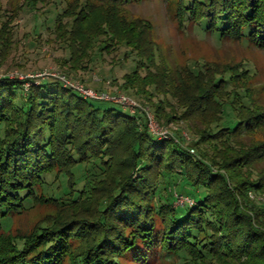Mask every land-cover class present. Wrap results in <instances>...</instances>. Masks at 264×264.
I'll use <instances>...</instances> for the list:
<instances>
[{"label":"trees","instance_id":"trees-1","mask_svg":"<svg viewBox=\"0 0 264 264\" xmlns=\"http://www.w3.org/2000/svg\"><path fill=\"white\" fill-rule=\"evenodd\" d=\"M99 1L114 13L67 5L57 16L73 52L69 69L84 68L97 43L101 52L126 45L136 69L122 88L149 103L163 95L152 103L158 119L202 122L193 126L200 155L152 135L142 114L103 110L58 78L0 77V229L38 198L73 206L97 196L93 218L69 214L24 236L0 234V264H123L158 252L183 264H264V202L249 198L264 194V140H239L264 131V107L240 79L248 74L231 66L186 78L159 61L152 25L120 17L144 0ZM178 12L184 24L264 50V0H179ZM231 110L235 123L225 120ZM53 174L67 189L39 197ZM177 195L193 204L178 205Z\"/></svg>","mask_w":264,"mask_h":264},{"label":"rangeland","instance_id":"rangeland-1","mask_svg":"<svg viewBox=\"0 0 264 264\" xmlns=\"http://www.w3.org/2000/svg\"><path fill=\"white\" fill-rule=\"evenodd\" d=\"M29 1L0 0V53L9 49L7 53L0 55V77H19L22 80L41 78L45 75L60 79L65 77L69 82L82 85L87 91L91 90L97 95L126 96L141 108H149L158 120L160 129L171 134L170 140L178 141L190 151L191 155H200L199 149L195 147L198 137L193 126L197 124L202 126V122L191 123L179 119L168 122L158 119L156 108L152 103L158 104L159 101H163L165 99L163 95L155 93L152 103H149L145 97L122 88L124 76L136 69V59L126 45H117L110 52H101L97 43L90 57L80 63L84 68L69 69L73 52L67 42L59 38L56 31L57 16L64 12L67 5L75 9L83 6L86 9L87 6L92 5V9L99 11V14H113L114 9L99 0H39L36 6H32ZM178 8L179 0H144L121 7L120 17L139 19L152 25L151 39L161 51L159 61L171 67L173 71L180 69L186 78L190 74L189 70L195 73L207 71V75H210L209 73L215 68L222 73L226 67L233 66L240 72H246L248 75L243 76H249L248 79L243 76L240 79H244L245 86L251 88L254 99L264 107V50L245 40L221 39L216 33H208L203 26H198L192 21L184 24L181 22ZM141 74L145 75L146 72L142 71ZM226 78L228 77L224 76L223 79ZM233 84L243 87L242 84ZM227 86L229 87V84ZM89 101L103 110L117 108L125 111L124 106L113 102L98 99H89ZM170 101L171 105H178L175 99L171 98ZM162 105L165 107V113L169 114L170 108L165 104ZM126 111L129 113L128 109ZM233 112L231 110L226 113V121L237 122L236 114ZM208 114L210 116V113ZM239 140L246 143L245 145L257 143L264 140V131L245 135ZM257 169L261 172L264 169V162L257 165ZM56 177V174L51 175L46 188L37 190L39 197L51 198L52 194L63 195L67 189V179L61 177L58 180ZM53 181L56 183L53 184ZM192 191L193 189H189L187 192ZM249 198L255 202H264V194L251 192ZM96 199L97 196L89 202L69 206L61 203L62 201H44L38 198L27 206V210L14 216L8 224L5 223L0 229V234L24 236L47 222L51 223L55 217L69 214L93 218L97 213ZM122 263L183 264V260L174 256L166 257L158 252L149 260H137L130 256L122 260Z\"/></svg>","mask_w":264,"mask_h":264},{"label":"built area","instance_id":"built-area-1","mask_svg":"<svg viewBox=\"0 0 264 264\" xmlns=\"http://www.w3.org/2000/svg\"><path fill=\"white\" fill-rule=\"evenodd\" d=\"M45 77H51V75H45L41 78ZM60 79V77H57ZM22 79V78H21ZM60 79L65 85L74 88L78 92H80L84 97L89 98V99H95V100H100V101H108V102H113L119 105L124 106L125 109H128L129 112H131V115H137V114H142L144 118L146 119L145 121L147 122L149 131L152 133V135L160 136V138L163 139H170L171 134L163 131L160 129L158 120H156L155 116L152 114L149 108H141L140 105L137 103L133 102L131 99L127 98L126 96H110L108 94H102V95H97L96 93L92 92L91 90H86L84 86L82 85H75L74 82L71 83L68 80ZM172 137V136H171ZM185 137L188 139L187 135ZM194 153V150H192ZM177 203L178 205H186V204H193L192 200L189 197L186 196H178L177 195Z\"/></svg>","mask_w":264,"mask_h":264}]
</instances>
